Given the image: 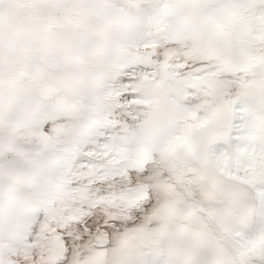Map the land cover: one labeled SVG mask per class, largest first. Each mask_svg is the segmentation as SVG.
Instances as JSON below:
<instances>
[{"label": "snow or ice", "instance_id": "1", "mask_svg": "<svg viewBox=\"0 0 264 264\" xmlns=\"http://www.w3.org/2000/svg\"><path fill=\"white\" fill-rule=\"evenodd\" d=\"M0 264H264V0H0Z\"/></svg>", "mask_w": 264, "mask_h": 264}]
</instances>
